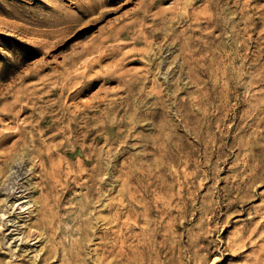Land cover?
<instances>
[{
  "label": "rangeland",
  "instance_id": "rangeland-1",
  "mask_svg": "<svg viewBox=\"0 0 264 264\" xmlns=\"http://www.w3.org/2000/svg\"><path fill=\"white\" fill-rule=\"evenodd\" d=\"M4 213L0 264H264V0H0Z\"/></svg>",
  "mask_w": 264,
  "mask_h": 264
},
{
  "label": "bare ground",
  "instance_id": "bare-ground-1",
  "mask_svg": "<svg viewBox=\"0 0 264 264\" xmlns=\"http://www.w3.org/2000/svg\"><path fill=\"white\" fill-rule=\"evenodd\" d=\"M13 191H14V193H16V191H17V188L15 187V185H13L12 186V188H11ZM7 196L10 198L11 197V194L10 193H8L7 194ZM30 203H32L31 201H28L27 203H25V204H22L21 205V208H24L25 206H28V208L27 209H30ZM5 215V213L4 214H1L0 216L1 217H3Z\"/></svg>",
  "mask_w": 264,
  "mask_h": 264
}]
</instances>
